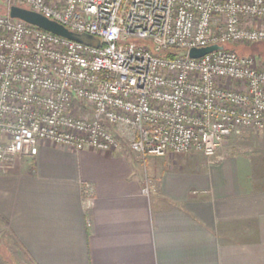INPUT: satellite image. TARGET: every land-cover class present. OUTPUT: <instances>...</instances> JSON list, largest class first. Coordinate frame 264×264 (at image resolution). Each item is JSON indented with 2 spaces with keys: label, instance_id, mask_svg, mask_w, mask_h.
<instances>
[{
  "label": "built area",
  "instance_id": "built-area-1",
  "mask_svg": "<svg viewBox=\"0 0 264 264\" xmlns=\"http://www.w3.org/2000/svg\"><path fill=\"white\" fill-rule=\"evenodd\" d=\"M3 1L2 172L40 142L116 151L122 137L141 156L213 157L226 137L264 129V67L227 47L264 42V0ZM13 4L99 45L10 18ZM210 45L222 48L188 56Z\"/></svg>",
  "mask_w": 264,
  "mask_h": 264
},
{
  "label": "crops",
  "instance_id": "crops-1",
  "mask_svg": "<svg viewBox=\"0 0 264 264\" xmlns=\"http://www.w3.org/2000/svg\"><path fill=\"white\" fill-rule=\"evenodd\" d=\"M234 136L213 157L40 142L0 171V264H264V129Z\"/></svg>",
  "mask_w": 264,
  "mask_h": 264
},
{
  "label": "water",
  "instance_id": "water-1",
  "mask_svg": "<svg viewBox=\"0 0 264 264\" xmlns=\"http://www.w3.org/2000/svg\"><path fill=\"white\" fill-rule=\"evenodd\" d=\"M8 15L10 18L21 20L31 26L53 33L55 35L67 38L69 40L81 42L86 45H99V39L88 33H76L69 30L63 24L37 12L32 9L11 5L8 8ZM221 45H210L206 47L191 48L188 50L190 58H198L216 49H221Z\"/></svg>",
  "mask_w": 264,
  "mask_h": 264
},
{
  "label": "rangeland",
  "instance_id": "rangeland-1",
  "mask_svg": "<svg viewBox=\"0 0 264 264\" xmlns=\"http://www.w3.org/2000/svg\"><path fill=\"white\" fill-rule=\"evenodd\" d=\"M0 8L4 10V12H2L0 15L6 13V7H5V3H4L3 0H0ZM238 49L242 50V53L251 54V55L256 56V58L259 60V62H260V63L263 65V67H264V43L258 42V43L247 44V45H245V44H241V45L238 46ZM253 130H254V129H253ZM114 132H115V131H114ZM234 137H235L234 135H231V136H229V137H226V138L224 139V141L227 140V139H232V138H234ZM119 138H120V140H121L122 137H119ZM122 139H123V138H122ZM123 140L125 141L126 139H123ZM126 142H127V141H126ZM222 143H223V142H222ZM148 160H149V158L146 159L145 162L147 163ZM0 231H1V230H0ZM0 234H1V233H0ZM0 238H1V236H0Z\"/></svg>",
  "mask_w": 264,
  "mask_h": 264
},
{
  "label": "trees",
  "instance_id": "trees-1",
  "mask_svg": "<svg viewBox=\"0 0 264 264\" xmlns=\"http://www.w3.org/2000/svg\"><path fill=\"white\" fill-rule=\"evenodd\" d=\"M2 12H4V10L0 8V14H1ZM4 14H5V13H4ZM256 43H258V42H256ZM261 43H264V42H261ZM238 46H239V45H228L227 47L230 48V49L235 50V51L238 52V53H242V50L238 49ZM176 54H177V50H174V49L167 50V51H165V52L163 53V55H164L165 57H173V56L176 55Z\"/></svg>",
  "mask_w": 264,
  "mask_h": 264
}]
</instances>
